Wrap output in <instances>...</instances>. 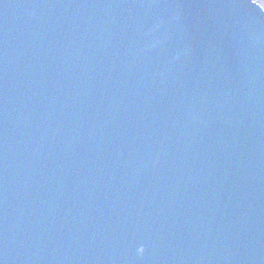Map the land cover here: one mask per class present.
<instances>
[{
    "label": "water",
    "instance_id": "water-1",
    "mask_svg": "<svg viewBox=\"0 0 264 264\" xmlns=\"http://www.w3.org/2000/svg\"><path fill=\"white\" fill-rule=\"evenodd\" d=\"M0 264H264V8L0 0Z\"/></svg>",
    "mask_w": 264,
    "mask_h": 264
},
{
    "label": "rangeland",
    "instance_id": "rangeland-1",
    "mask_svg": "<svg viewBox=\"0 0 264 264\" xmlns=\"http://www.w3.org/2000/svg\"><path fill=\"white\" fill-rule=\"evenodd\" d=\"M255 1L264 8V0H255Z\"/></svg>",
    "mask_w": 264,
    "mask_h": 264
}]
</instances>
